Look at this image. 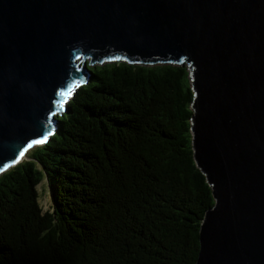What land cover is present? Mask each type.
Here are the masks:
<instances>
[{
  "label": "water",
  "instance_id": "95a60500",
  "mask_svg": "<svg viewBox=\"0 0 264 264\" xmlns=\"http://www.w3.org/2000/svg\"><path fill=\"white\" fill-rule=\"evenodd\" d=\"M115 61L187 67L213 199L195 264H264V0H0V174L54 135L87 65Z\"/></svg>",
  "mask_w": 264,
  "mask_h": 264
},
{
  "label": "trees",
  "instance_id": "16d2710c",
  "mask_svg": "<svg viewBox=\"0 0 264 264\" xmlns=\"http://www.w3.org/2000/svg\"><path fill=\"white\" fill-rule=\"evenodd\" d=\"M87 69L54 135L0 174V264H195L213 199L193 159L187 67Z\"/></svg>",
  "mask_w": 264,
  "mask_h": 264
},
{
  "label": "rangeland",
  "instance_id": "374dc122",
  "mask_svg": "<svg viewBox=\"0 0 264 264\" xmlns=\"http://www.w3.org/2000/svg\"><path fill=\"white\" fill-rule=\"evenodd\" d=\"M37 191H38V195H39L38 201H39V204H40L42 210L43 211L49 210L50 205H51V200H50L51 195H50V191H49V188L47 186V182L45 179H43L40 182V184L37 186Z\"/></svg>",
  "mask_w": 264,
  "mask_h": 264
},
{
  "label": "snow or ice",
  "instance_id": "6c2138e0",
  "mask_svg": "<svg viewBox=\"0 0 264 264\" xmlns=\"http://www.w3.org/2000/svg\"><path fill=\"white\" fill-rule=\"evenodd\" d=\"M62 95H64V94H62ZM60 108H61V110L63 109V104H61ZM47 139H48V137L45 136L43 140L36 141L35 143L36 144H43V143L47 142ZM29 147H31V145ZM23 155H24V153L21 152L20 156L23 157ZM0 170H3V169H0Z\"/></svg>",
  "mask_w": 264,
  "mask_h": 264
}]
</instances>
